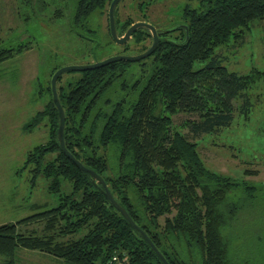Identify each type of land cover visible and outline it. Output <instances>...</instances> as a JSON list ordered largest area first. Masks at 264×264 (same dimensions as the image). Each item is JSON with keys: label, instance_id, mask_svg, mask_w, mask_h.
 I'll list each match as a JSON object with an SVG mask.
<instances>
[{"label": "trees", "instance_id": "16d2710c", "mask_svg": "<svg viewBox=\"0 0 264 264\" xmlns=\"http://www.w3.org/2000/svg\"><path fill=\"white\" fill-rule=\"evenodd\" d=\"M111 2L78 0L74 23L82 25L98 9L109 11ZM200 4V9L187 5L183 10L188 37L182 30L177 39L168 37L179 28L159 29L157 48L138 66L121 60L80 71L67 86L60 83L63 74L57 81L66 114L67 149L103 176L114 197L170 264L229 263L230 241L223 230L241 209L229 199L238 182L210 169L195 139L229 127L235 102L248 99L245 91L264 74L256 67L248 73L229 71L219 50L232 46V37H244L252 24L264 22V0H200ZM117 7L116 25L122 35L136 20L120 22ZM152 41L151 31L143 27L120 46L123 51L142 52ZM0 43V63L24 50L20 45L7 47L1 39ZM198 62L203 66L197 68ZM59 68L55 66L48 77L47 98L32 123L35 129H46L48 138L27 151L22 168L30 169L34 178L40 173L51 178L49 189L59 193L60 204L0 224L3 261L15 264L18 249L25 248L49 253L66 264H163L62 149L51 86ZM112 92L120 95L112 97ZM178 114L188 116L181 127L189 132L174 126ZM113 152L117 170L110 163ZM245 174L257 171L246 169ZM63 178L72 185L70 193L61 192ZM78 192L80 199L74 198ZM34 223L41 224V234L37 228L19 231L20 224Z\"/></svg>", "mask_w": 264, "mask_h": 264}, {"label": "rangeland", "instance_id": "374dc122", "mask_svg": "<svg viewBox=\"0 0 264 264\" xmlns=\"http://www.w3.org/2000/svg\"><path fill=\"white\" fill-rule=\"evenodd\" d=\"M77 1L0 0V39L7 47L20 45L24 49L0 63V224L17 222L60 204L59 193L49 189L51 178L43 173L34 178L30 169L22 168L27 151L48 138L46 129H35L32 123L47 98L45 88L52 69L141 53L135 49L123 51L115 42L109 30V11L98 9L82 25H76ZM187 5L201 8L200 0H120L117 18L120 22L132 18L167 30L185 21L183 10ZM230 44L229 48H219L229 71L264 70L263 21L252 24L244 37H232ZM138 64L134 61L133 66ZM203 64L198 62L196 67ZM80 74L64 72L60 83L67 86ZM245 92L248 99L235 102L237 110L229 127L215 135L198 136L195 141L210 169L233 176L238 182L229 199L239 203L241 209L237 219L223 230L230 241L228 264H264V74L256 76ZM187 118L175 115L174 126L181 129ZM182 130L189 132L188 128ZM111 155L112 170H117L116 155ZM246 169L257 174L246 175ZM61 181V192L70 193L71 183L64 178ZM81 195L75 193L74 198ZM18 228L20 232L37 228L41 234L42 227L34 223ZM17 254L15 264H66L40 250L19 248ZM3 259L0 255V264H6Z\"/></svg>", "mask_w": 264, "mask_h": 264}, {"label": "water", "instance_id": "95a60500", "mask_svg": "<svg viewBox=\"0 0 264 264\" xmlns=\"http://www.w3.org/2000/svg\"><path fill=\"white\" fill-rule=\"evenodd\" d=\"M120 0H112L110 6H109V24H110V32L112 35V38L115 40L116 43L123 45L131 38L132 34L138 30L139 28H147L151 31L153 35V43L152 45L145 51L136 54V55H125V54H119V55H113L111 57H108L102 61H98L91 64L86 65H70L65 67H60L56 70V72L53 74L51 78V86H52V92H53V100L55 102V105L57 106L59 110V117H60V124L58 128V137L61 144L62 149L64 152L78 165V167L87 175L89 176L92 181L95 183V185L103 192L107 200L119 211L122 213V215L127 219L131 227L134 229V231L141 236L151 247V249L155 252L159 260L163 264H170L165 255L160 251V249L156 246V244L152 241L150 236L147 234V232L140 227L136 221L132 218V216L129 214L127 209L118 202V200L114 197L113 193L111 192L106 180L103 178L102 175H100L96 170L89 168L85 166L80 160H78L66 147L65 144V137H64V128H65V122H66V114L65 110L61 104V101L59 99L58 95V89H57V81L58 78L67 71H85V70H91L103 67L107 64H110L112 62L116 61H139L142 60L148 56H150L155 49L158 46L159 43V35H158V29L152 25L151 23L144 22V21H138L133 23L123 35H119L117 26H116V18H115V8ZM180 28L178 26H175L174 28L170 30H174ZM188 37V31L187 35Z\"/></svg>", "mask_w": 264, "mask_h": 264}, {"label": "flooded vegetation", "instance_id": "af4514ba", "mask_svg": "<svg viewBox=\"0 0 264 264\" xmlns=\"http://www.w3.org/2000/svg\"><path fill=\"white\" fill-rule=\"evenodd\" d=\"M187 23L184 21L183 23H180V25H178V27H180L179 29L180 30H178V32H173V34H175L176 36L175 37H173V34H170V35H168V37L169 38H173V39H177V37H180L181 36V30L182 31H187V25H186ZM117 26V25H116ZM109 27H110V24H109ZM159 30V29H158ZM150 31V30H149ZM159 32V31H158ZM123 35V34H122ZM152 43H153V41H152ZM152 43H151V45H152ZM150 45V46H151ZM147 50V49H146ZM145 51V50H144ZM143 52V51H142Z\"/></svg>", "mask_w": 264, "mask_h": 264}, {"label": "built area", "instance_id": "2783aa9c", "mask_svg": "<svg viewBox=\"0 0 264 264\" xmlns=\"http://www.w3.org/2000/svg\"><path fill=\"white\" fill-rule=\"evenodd\" d=\"M114 260H117V256L114 257Z\"/></svg>", "mask_w": 264, "mask_h": 264}]
</instances>
